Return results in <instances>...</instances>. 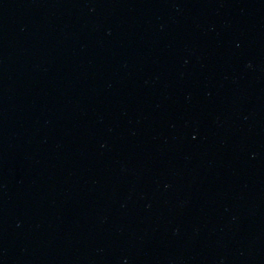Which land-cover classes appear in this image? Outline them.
Masks as SVG:
<instances>
[{"label": "water", "instance_id": "1", "mask_svg": "<svg viewBox=\"0 0 264 264\" xmlns=\"http://www.w3.org/2000/svg\"><path fill=\"white\" fill-rule=\"evenodd\" d=\"M0 264H264V0H0Z\"/></svg>", "mask_w": 264, "mask_h": 264}]
</instances>
